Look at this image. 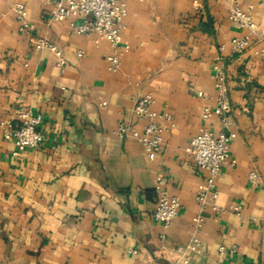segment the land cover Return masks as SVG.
Here are the masks:
<instances>
[{"label":"crops","instance_id":"1","mask_svg":"<svg viewBox=\"0 0 264 264\" xmlns=\"http://www.w3.org/2000/svg\"><path fill=\"white\" fill-rule=\"evenodd\" d=\"M193 1H128L123 54L112 73L105 40L96 46L94 36L53 22L43 0H0V121L28 107L41 115L44 136L19 153L0 134V264H182L180 249L201 213L195 190L206 175L185 148L202 129L217 130L201 113L213 105L219 57L235 165L216 177L222 212L202 214L200 252L189 253L188 264H264V57L253 49L231 51L230 40L245 32L228 19L227 3L200 0L198 12ZM16 2L26 4L34 36L58 46L66 66H56L48 50H35L30 34L18 31ZM239 2L264 29V0ZM146 94L154 112L170 117L157 120L168 131L153 161L131 137L114 133L120 121L142 130L133 107ZM251 172L257 184L248 179ZM159 175L180 202L165 230L153 217ZM220 246L236 252L219 254Z\"/></svg>","mask_w":264,"mask_h":264},{"label":"built area","instance_id":"2","mask_svg":"<svg viewBox=\"0 0 264 264\" xmlns=\"http://www.w3.org/2000/svg\"><path fill=\"white\" fill-rule=\"evenodd\" d=\"M130 0H43L42 5L53 22H67L69 28L82 36H94V44L97 46L100 40H105L111 47L112 52L105 56L108 70L116 72L120 66V57L123 54L121 46V31L123 20L127 15V2ZM228 4L227 16L231 23L245 32L242 36L230 40V48L233 53L241 54L253 49V54L264 57V29H258L252 21L250 10L242 9L239 0H216ZM264 10V4L261 5ZM193 9L201 11L200 0L193 1ZM11 11L18 31L30 34V43L35 50H48L55 58L56 66H66V59L58 46L46 38L35 37L34 25L29 22L26 4L16 2L12 5ZM223 48L220 47V51ZM82 50L77 55L81 56ZM213 105L203 108L201 118L204 121L215 120L217 123L216 132L202 129L196 134L186 146L185 151L190 154L197 168L206 173L203 181L195 190L194 199L198 204L201 213L192 218V238L182 252V264H188L189 253H199L201 240L198 237L203 226V213L206 210L218 215L222 208L218 206V190L216 188V177L221 169L226 166H234L235 161L230 158V140L233 128L231 116V103L228 96L226 75L219 57L213 67ZM198 93V96H201ZM154 100L150 94L135 99L133 115L138 121L143 122L141 131L133 126L120 121L114 133L118 137H131L143 150L144 155L150 161L156 159L160 153L164 133L167 127L162 126L157 120L170 122L168 115H160L151 109ZM42 117L32 112L28 107H20L16 117L11 121H0V134L5 141L11 142L19 153L26 149L39 146L44 136L41 131ZM172 126V125H171ZM248 179L257 184V174L251 172ZM164 177H156L154 192L156 203L154 207V220L165 230L168 229L178 215L180 208L179 199L169 194L164 189ZM230 210L239 215V208L231 206ZM162 237V236H161ZM219 254H233L235 247L226 249L224 246L218 248Z\"/></svg>","mask_w":264,"mask_h":264}]
</instances>
